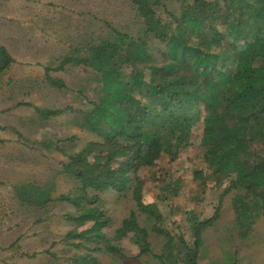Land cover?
Masks as SVG:
<instances>
[{
	"label": "trees",
	"instance_id": "16d2710c",
	"mask_svg": "<svg viewBox=\"0 0 264 264\" xmlns=\"http://www.w3.org/2000/svg\"><path fill=\"white\" fill-rule=\"evenodd\" d=\"M128 1L140 22L135 36L112 28L108 37L86 42L75 49L76 55L61 60L92 69L101 82V94L86 119L103 140L87 142L57 172L72 176L78 185L53 197V182L25 183L14 187L15 197L40 207L54 200L68 202L75 209L68 218L76 226L91 222L81 233H70L98 241L101 226L109 221L95 205L99 194L107 189L122 193L133 181L137 209L161 222L156 204L145 202L136 172L154 165L163 153L173 155L190 144L198 104L203 103L200 145L209 173L195 170L194 179L203 187L207 182L223 187L220 201L234 189L238 222L264 216V0H192L179 14L164 9L166 21L159 13L162 0ZM12 62L0 44V73ZM61 65L53 70L63 69ZM49 71L45 68L47 81L62 85ZM45 112L46 118L55 113ZM220 201L210 217L192 222L189 245L157 228L166 238L156 255L161 264H167L165 259L197 264L201 234L218 218ZM129 234L140 253L150 250L147 230L133 211L101 249L123 256L116 244ZM81 259L79 264L95 261L87 255Z\"/></svg>",
	"mask_w": 264,
	"mask_h": 264
},
{
	"label": "rangeland",
	"instance_id": "374dc122",
	"mask_svg": "<svg viewBox=\"0 0 264 264\" xmlns=\"http://www.w3.org/2000/svg\"><path fill=\"white\" fill-rule=\"evenodd\" d=\"M162 2L159 13L166 21L164 9L179 14L192 0ZM139 23L128 0H0V44L13 58L0 73V264H79L85 255L95 260L87 264H161L156 255L166 238L157 228L189 245L192 222L213 214L223 187L212 188L210 182L203 187L193 175L195 170L209 173L200 145L203 103L198 104L190 144L173 155L163 153L154 165L136 172L145 202L156 204L161 222L137 209L133 181L122 193L107 189L99 194L95 205L109 221L101 226L98 241L70 233H81L91 222L76 226L68 218L75 212L68 202L54 200L40 207L15 197L14 187L25 183L49 180L53 197L78 185L72 176L57 172L87 142L103 140L86 119L101 94V82L92 69L61 60L76 55L75 49L86 42L108 37L112 28L135 36ZM154 44L149 41L152 52ZM59 65L63 69L53 70ZM45 68L62 85L48 82ZM46 110L55 113L46 118ZM234 194L231 189L223 196L218 218L202 232L197 264H264V216L238 222ZM130 211L147 230L150 250L140 253L132 234L116 244L123 256L101 249ZM165 262L174 264L172 259Z\"/></svg>",
	"mask_w": 264,
	"mask_h": 264
}]
</instances>
